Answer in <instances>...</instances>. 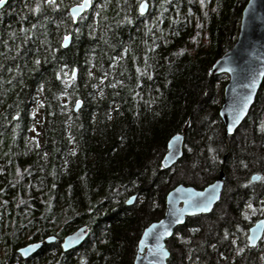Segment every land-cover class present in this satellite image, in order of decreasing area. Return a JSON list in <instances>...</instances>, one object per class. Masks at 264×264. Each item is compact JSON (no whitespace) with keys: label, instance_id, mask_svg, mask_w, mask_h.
<instances>
[{"label":"trees","instance_id":"obj_1","mask_svg":"<svg viewBox=\"0 0 264 264\" xmlns=\"http://www.w3.org/2000/svg\"><path fill=\"white\" fill-rule=\"evenodd\" d=\"M147 1L150 9L140 17L137 0H129L130 11L118 9L116 0L106 9H97L94 5L105 0H93L84 21L72 25L79 26V32L70 33L65 48L58 42L71 24L64 15L67 7L57 12L45 8L43 15L33 16L25 5H33L35 0H7L0 10V40L7 39L12 46L8 33L15 31L20 44V52L11 53L14 59H0L5 64L0 79L13 80L11 85H0V202H7L0 207V261L25 243L27 230L56 228L61 238L80 222L90 231L80 247L66 253L54 248L42 254L43 250L35 257L42 261L55 258L46 264H133L143 230L164 215L166 194L178 184L201 189L216 180L221 170L225 180L220 202L210 214L189 217L177 228L176 233L191 243L184 245L176 235L168 239L167 248L173 243L178 252L169 249L167 264H192L186 259L189 247L199 249L191 253L193 260L199 256L203 264H227L217 255L222 253L229 259L234 255L233 237L221 239L225 231L235 233L239 246L247 243L245 229L264 218L259 211L247 220L243 218L249 197L254 207L258 197L264 198V181L240 186L253 173L264 177V133L257 131V124L264 120V81L244 122L234 135L225 136L219 109L223 101L221 80L226 75L209 73L216 59L236 42L248 0H208L204 9L198 0H170L164 5L168 11L159 25L163 39H158L160 31L144 35L145 21L155 27L151 22L161 3ZM78 2L64 0V5ZM97 11L96 31L90 34L88 25ZM126 14L133 19L132 25L119 23ZM168 17L178 22L173 24ZM61 19L65 23L57 30ZM37 22L44 28L38 27L32 39L22 42L20 27L29 28ZM45 30L50 46L56 48L54 55H49V45H41ZM153 39L155 52H148L147 60L151 79L141 74L137 87L136 68L143 73L145 65L147 46L143 41L148 40L150 46ZM0 51H4L2 44ZM112 57L118 59L110 68ZM35 58L40 60L38 65L33 64ZM17 65L20 75L13 78L6 69ZM61 68L69 74L76 69L75 80L67 89L56 78ZM41 84L43 91L38 92ZM62 91L67 95L60 96ZM77 99L82 105L75 112ZM182 132L183 155L165 169L162 159L167 144ZM209 148L213 152L209 153ZM185 168L191 173L188 178L180 173ZM132 195L137 198L128 206L125 201ZM20 200L25 203L20 204ZM222 204L228 217L218 220L217 226L208 224L204 234L203 222L218 219L217 208ZM209 244H216V249ZM259 246L245 249L242 256L248 264H262L264 247L261 242Z\"/></svg>","mask_w":264,"mask_h":264},{"label":"snow or ice","instance_id":"obj_2","mask_svg":"<svg viewBox=\"0 0 264 264\" xmlns=\"http://www.w3.org/2000/svg\"><path fill=\"white\" fill-rule=\"evenodd\" d=\"M189 2L191 3L192 0H189ZM208 0H198V3L200 4L201 9H204L207 5ZM111 3V0H105L104 3L102 4H96L94 5V7H96L97 9H106L108 4ZM170 0H161L160 3V8H159V13L158 15L155 16V18L152 20V25H154L155 27H150L149 23L147 21H145L144 23V35L147 37L150 33H152L154 35L155 31H160L161 32V36L158 37V39H163L164 35H163V29H161L159 27L160 23L163 22L162 17L163 14L165 12L168 11V9L166 7H164L165 4H169ZM5 4V0H0V6ZM93 4V0H79L78 3H74L71 6H66L64 5V0H35V3L33 5H28L26 4L25 7L28 8V11L33 15L36 16L37 14L43 15V11L45 8L50 9L53 12H57V11H63V9L65 7H67V12L64 13L65 16L68 17V19L71 21L70 25L66 26V31L65 34H63L60 39H59V47L60 48H65L66 46H68L69 44V39H70V33L72 31L75 32H79V26H77L76 28H73L72 25H78V20L79 21H84L85 17L87 16L88 12L87 10L89 9L90 5ZM175 7V5H172ZM116 7L118 9L121 10H127L130 11L131 9V5L129 4V0H116ZM149 10V4L147 2V0H137V4H136V11L138 13V15L140 17H144L146 11ZM212 11H216L215 8L212 9ZM119 14V13H117ZM189 15H191V9H189ZM23 15V14H22ZM179 15V9L177 8V16ZM99 16V11L95 12L93 14V23L88 25L89 28V32L90 34L94 33L96 31V27L95 25V17ZM205 17H207V12H205ZM45 20H48L49 17L44 16ZM104 19H107V17H104ZM168 19L171 21V23H177L178 20L173 19L172 17H168ZM65 21L63 19H61V21L59 23L56 24L57 30H59L60 26L62 24H64ZM119 23L121 24H128V25H132L133 23V19L128 16L127 14L124 16V18L119 21ZM197 28H200L201 25L199 23H197ZM44 28V24L37 22V23H33L31 24V26L29 28H25V27H20L19 29V35L23 37V41L22 42H27L28 40L32 39L35 35L36 32L35 30L37 28ZM174 34H178V33H174ZM47 31L45 30L44 32V36L45 39L41 41V45H49V48L47 49L49 55H54L56 52V48L51 47V42L47 39ZM8 37L13 41V45L9 46L8 40H0V44L3 45L4 51H0V59L2 60H11L14 59V56L11 55V53H19L20 52V44L16 43L18 36L17 33L15 31L9 32L8 33ZM193 41L195 42V37H193ZM143 43L147 46L144 52V59H145V65H144V71L143 73L141 72V68L137 67L136 68V72H137V87H139V78L140 75L143 74L145 76H147L149 79H151V74L147 71V69L149 67H151V65H149L147 63L148 60V52H155V39L152 40L151 45H149V41L148 40H144ZM128 51V49H124V52L126 53ZM183 51V50H181ZM175 55V54H174ZM118 57H112V64L110 65V68L114 67L116 64ZM136 58L133 57V62L135 63ZM40 63L39 58H35L33 59V64L34 65H38ZM5 69V64L4 63H0V70ZM20 66L17 65L15 68L13 67H8L6 69V71L8 73H11L13 78H15L16 76L20 75ZM262 75H264V72L261 73ZM75 75H76V69L73 68L71 69V74L67 73V72H63V68H61L60 71H58L56 73V78L57 80H60L62 84H64L65 89H67V87L72 84V82L75 80ZM88 75L91 77L92 73L91 71L88 72ZM107 75V74H106ZM251 75V80L249 83L243 84L242 87L244 89H247V91L238 96L237 99L234 100L233 104L230 106V111L232 113L233 116V120L232 123H229L226 129V132L228 135H231L233 133V125L234 124H239L241 121V118L244 116L245 114V110L248 108L249 104L252 102V89L254 88L255 84H256V73L252 72L250 73ZM103 81H101L102 83ZM3 83H7L9 85H11L13 83L12 79H9L7 81H4L3 79H0V85H2ZM116 83H122L121 81H116ZM109 87H115V84H109ZM93 88H96L97 85L93 84L92 85ZM44 85L41 84L38 86L37 91L41 92L43 91ZM7 91V90H5ZM100 95H103L102 90L99 93ZM67 93L62 91L60 93V96H66ZM53 98H59L56 96V94H53ZM136 98V96L134 95V99ZM147 103V102H146ZM80 100L77 99L75 101V107L79 108L80 107ZM39 107H43L44 105L42 103H38ZM6 119V118H5ZM13 119H16V116H13ZM109 119H111V115L109 114ZM35 129H33L34 131ZM257 131L260 133H264V120L259 121V123L257 124ZM34 139V138H33ZM179 139V137H173V140ZM170 146H172V143L170 142ZM38 147V145H37ZM175 148H173V155H175ZM209 153L213 152L212 148L208 149ZM73 155H75V151L73 150L72 152ZM172 157L168 156L166 157V159L170 160ZM215 160V157H213V161ZM241 165L246 167V165H244L243 161H241ZM28 170L25 169L24 172H27ZM17 177L21 176V172L20 169H17L16 171ZM257 181H264V177H262L259 173H253L252 176L244 183H242L240 186L241 187H249L251 185H253L255 182ZM218 187V185H212L210 186L211 191L209 190H205L204 192H199V193H194L191 192V190H189V195L188 198L185 199L184 203L186 205L187 208L191 209L193 214L195 213H199V212H207L210 210L213 202L217 199H219L217 192H216V188ZM0 192H3V189H0ZM131 202V198L129 200H126L125 203H130ZM20 204H24L25 201L24 200H20L19 201ZM257 203V207L253 206V202H252V197H249V200L247 202H245V209L246 211L243 214V218L245 220H247L249 218V215H256V213L259 211L261 214H264V198H260L258 197L256 200ZM7 204L6 201L4 202H0V207L5 206ZM183 215V210L177 214L176 212L172 213V218L169 220L168 225H165L164 221H160L159 223V229H157L156 225H152L151 226V232L149 231H145L144 235L145 236H149L151 235L152 238L154 239L155 243L152 247L149 248V253L150 255L156 257L157 259L153 261V264H162V262L168 257L169 252L165 249L164 245L161 243V240L163 237L170 235L171 233L169 232V226L171 224H176V223H180V216ZM2 218V217H0ZM264 229V220H260L257 221V224L254 228L249 229V234L247 235V243L239 245L237 244V239L235 238V233H231L229 234L227 231H225L224 236L221 238L222 240H227L229 238V235H231L233 238L231 239V245L232 248L234 249V255L229 259V257L225 256L222 253H218V259L219 260H224L227 262V264H237V260L239 258V264H248L246 257L242 256V254L245 253V249H253L257 246V240L259 239L261 241L262 244H264V235H260L261 230ZM191 232L195 233L198 232L199 229H191ZM237 231H240L239 226H237ZM176 235V239L178 241H180L181 243H183L184 245H188L191 243L190 239L184 236H181V234L179 232L175 233ZM145 243V241L142 239L140 241V245L143 246ZM202 243L200 245V247H202ZM36 247V245H29L27 249L21 250V255H26L27 252L29 250H31L32 248ZM209 248L215 250L217 245L216 244H209L208 245ZM198 248H188V253L189 255L186 256V259L191 261L192 264H203V262H201L200 257L196 256L195 260H193L191 253L193 251H198ZM261 260L264 261V255L261 256Z\"/></svg>","mask_w":264,"mask_h":264},{"label":"water","instance_id":"obj_3","mask_svg":"<svg viewBox=\"0 0 264 264\" xmlns=\"http://www.w3.org/2000/svg\"><path fill=\"white\" fill-rule=\"evenodd\" d=\"M6 3L7 0H5L4 5L0 6V10L5 7ZM148 4L150 9V3L148 2ZM148 11L149 10H147L145 14H147ZM252 72L256 73V84L252 89V102L245 110V114L241 118L240 123L233 125V133L231 135H228L226 132L227 126L229 123H232L233 120V116L230 111V106L233 104L234 100L238 98V96L244 94L247 91V89H244L242 85L250 82V73ZM262 72H264V0H248L241 14V20L236 42L229 51H227L216 59L209 71L211 76H218L223 74L228 76L227 83L225 84L223 89V101L219 109V117L223 123L225 136L234 135L237 129L246 119L249 111L252 108V105L254 104L258 91L264 81V75L261 74ZM81 105L82 103L80 104V107ZM80 107L76 108L74 106V111L77 112ZM173 137H179V139L173 140ZM170 142L172 143V146H170ZM184 144V132L175 134L170 138L167 144V152L162 159L163 168H171L178 162V160L183 155ZM173 148H175L176 150L175 155H173ZM168 156H171L172 158L170 160L166 159V157ZM224 180V171L221 170L218 178L210 184L206 185L204 188L198 189L194 186L184 184H178L174 188H172L166 194L165 197V212L163 217L157 221L152 222L143 230L137 243V251L133 264H153V261L157 258L150 255L149 248L154 245L155 241L151 235L145 236V231L151 232L152 225H156L157 229L160 230V221H164L165 225H168L169 220L172 218V213L176 212L177 214H179L183 210V215L180 216L181 222L171 224L169 226V232L171 234L163 237L161 240V243L169 252L168 257L162 262V264H167V260L170 257L171 252L166 246V241L174 236V233L177 228L183 225L188 217H193L197 215H208L214 210L216 205L221 200ZM212 185H218V187L216 188V192L219 199L213 202L209 211L193 214L192 210L187 208L184 203L185 199L188 198L189 190L194 193L204 192L205 190L211 191L210 186ZM130 198L131 202L126 203V205L128 206H131L135 203L137 195H132L127 200H129ZM260 220H264V218L256 220L249 227V229L254 228L257 224V221ZM249 229L247 235L249 234ZM260 235H264V229L261 230ZM87 236L88 231L85 226L76 229L74 232L64 237L63 242L61 244L62 249L64 251H69L73 248L78 247L85 241ZM142 239L145 241L143 246L140 245V241ZM52 241H54V237L52 236L46 239V242ZM260 242L261 241L258 239L257 246ZM29 245H36V247L29 250L26 255H21V250L27 249ZM29 245L23 246L18 249V253L23 258H28L32 254H34L40 248L42 243H32Z\"/></svg>","mask_w":264,"mask_h":264},{"label":"flooded vegetation","instance_id":"obj_4","mask_svg":"<svg viewBox=\"0 0 264 264\" xmlns=\"http://www.w3.org/2000/svg\"><path fill=\"white\" fill-rule=\"evenodd\" d=\"M82 226H85L87 228V231H88L87 238H88L89 235H90L89 227H88V225H85V224L80 223V222L78 224H74L73 225V229L71 231H69L68 233H66L64 236H62L61 238H59V236L57 234L59 229H56V228L53 231L50 230V229L43 228V227H39V228L37 227V228H32L30 230H27V234L25 236V243L23 245L17 247L13 252H11L9 257H7V259L0 261V264H4V263L5 264H33V263L39 264V260L40 261H42V260L40 258H38V257H35V256L38 255L43 250H45V252H43L42 254H45L46 250H48V249L54 250V248L58 249V250H61L63 253H66V252H69V251H73L76 248L80 247L85 241L81 245H79L78 247L73 248V249H71L69 251H64L62 249V245L61 244H62L63 239H64V237L66 235L74 232L76 229H78V228H80ZM50 236L54 237V241L46 242V239L49 238ZM32 243H42V245L40 246V248L34 254H32L28 258H23L18 253V249L23 247V246L32 244ZM54 260H55V258L54 259H50V261L48 259H43L42 264H46L47 261L50 262V263H53ZM57 260L61 261L62 259L60 258V259H57Z\"/></svg>","mask_w":264,"mask_h":264},{"label":"rangeland","instance_id":"obj_5","mask_svg":"<svg viewBox=\"0 0 264 264\" xmlns=\"http://www.w3.org/2000/svg\"><path fill=\"white\" fill-rule=\"evenodd\" d=\"M227 80H228V78L226 77L225 79H223V80H221L222 81V83H224V85H225V83H227ZM242 131H244V129L243 130H241V132H239V134H237V140L238 139H240L241 137H242V135H243V133L244 132H242ZM236 140V141H237ZM180 173H182L183 174V176H184V178H188L189 177V175L191 174L190 173V171L188 170V168L186 169H183V171H181ZM164 212H165V210H164ZM217 212H218V219H216V220H214V221H212V222H209V223H207V221H205V222H203L204 223V225L206 226V229H204V234H206V232H208V230L207 229H209V228H207L208 227V224H215L216 226L218 225V223H219V221L218 220H223V219H226L227 217H228V210H227V207L225 206V204H222V205H220L219 206V208H217ZM164 214V213H163ZM221 217V218H220ZM214 226V225H213ZM212 227V226H211ZM215 227V226H214ZM249 229V228H248ZM248 229H245V232H246V237H247V233H248ZM203 234V235H204ZM260 244V243H259ZM170 250H174L175 252H178V249H176V247L174 246V244L173 243H171L170 244ZM260 246L258 245L257 246V248H259ZM263 247H264V244H263ZM264 249V248H263ZM262 255H264V250H262V252H260V257L262 256ZM260 262L262 263V264H264V261H262L261 260V258H260Z\"/></svg>","mask_w":264,"mask_h":264}]
</instances>
